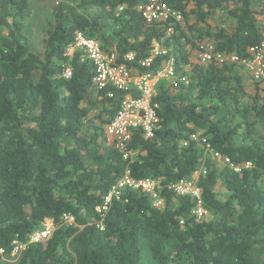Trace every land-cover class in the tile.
<instances>
[{
	"label": "trees",
	"instance_id": "1",
	"mask_svg": "<svg viewBox=\"0 0 264 264\" xmlns=\"http://www.w3.org/2000/svg\"><path fill=\"white\" fill-rule=\"evenodd\" d=\"M53 1L41 56L24 33L31 0H0V264H264V87L250 88L234 63L199 59L205 41L248 57L264 0H165L183 16L171 26L144 20L149 0ZM79 33L133 74L173 59L189 80L158 84L153 136L132 130L127 160L106 133L125 93L98 90L86 55H68ZM157 43L166 54L153 57ZM195 134L252 166L235 172L203 144L184 146ZM195 174L204 220L198 201L172 188ZM125 178L154 182L163 205L125 185L98 211ZM48 224L49 237L31 243ZM15 241L25 246L16 256Z\"/></svg>",
	"mask_w": 264,
	"mask_h": 264
},
{
	"label": "built area",
	"instance_id": "2",
	"mask_svg": "<svg viewBox=\"0 0 264 264\" xmlns=\"http://www.w3.org/2000/svg\"><path fill=\"white\" fill-rule=\"evenodd\" d=\"M119 11H123L120 8ZM140 11L144 20L148 23H165L172 25V22H181L183 20L182 13L170 7L165 0H149V3L140 7ZM173 32L169 27V33ZM262 40L257 46L251 47L248 57L242 58L237 54L225 55L216 51L215 45L211 41L202 42L199 46V59L203 64L215 63L223 65L225 63H234L244 68L254 81L264 83V12L261 17ZM81 50L87 59L93 65V84L98 90H104L108 86H112L119 91L125 93L119 110L115 118L107 125L106 133L108 139L115 143L116 148L123 154L125 160L129 159L130 152L127 143L130 141L131 131L134 129L142 130L147 137L153 136V131L158 123L157 106L153 103L156 95L157 86L161 81H169L177 86V82L188 84V78H179L176 73L175 62L173 59L165 62L156 71L133 74L123 65H118L114 55H107L101 48L100 44L94 39H87L81 33L77 34L75 41L67 47L68 55H72L75 51ZM160 44H156L153 49V57L165 55ZM152 58L148 59L143 65L150 66ZM67 77L71 76L70 70H67ZM190 141L201 143L205 146L207 152L218 161H222L229 165L235 172H241L244 168H250L251 163L235 164L229 158L223 157L219 153H215L211 145L205 138L202 140L199 135H192L189 141L184 142L187 146ZM198 174L192 179L181 181L172 188L177 195H188L198 201V207L194 211L196 217L200 220L207 219L209 213L201 206V189L197 185ZM125 185H130L136 189H143L153 200L155 207L163 205V200L155 191L154 182H138L125 178L119 183L117 188L106 198V203L98 211L106 210L114 195L120 196L117 191ZM63 219L68 223L74 221L70 215H63ZM51 233V225H46L42 230L33 234L30 238L31 243H38L47 239ZM13 255L16 256L25 246L15 241ZM0 253H4L0 250Z\"/></svg>",
	"mask_w": 264,
	"mask_h": 264
},
{
	"label": "rangeland",
	"instance_id": "3",
	"mask_svg": "<svg viewBox=\"0 0 264 264\" xmlns=\"http://www.w3.org/2000/svg\"><path fill=\"white\" fill-rule=\"evenodd\" d=\"M30 4L31 12L25 24L24 33L27 36L30 49L42 56L45 50L46 31L51 23L55 3L53 0H31ZM261 87H264V83H261ZM258 130L264 136V123L258 127ZM218 191L219 195L223 197L225 190L222 186H219ZM7 260L11 261L13 259L9 257Z\"/></svg>",
	"mask_w": 264,
	"mask_h": 264
},
{
	"label": "crops",
	"instance_id": "4",
	"mask_svg": "<svg viewBox=\"0 0 264 264\" xmlns=\"http://www.w3.org/2000/svg\"><path fill=\"white\" fill-rule=\"evenodd\" d=\"M241 75L246 79V83L247 85L251 88L254 87L255 81L252 79V77L250 76V74L244 69L241 68ZM254 90H252L251 92H253Z\"/></svg>",
	"mask_w": 264,
	"mask_h": 264
}]
</instances>
